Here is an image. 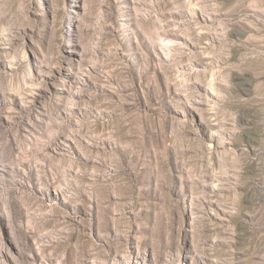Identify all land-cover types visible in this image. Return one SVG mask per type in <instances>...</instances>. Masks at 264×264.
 Listing matches in <instances>:
<instances>
[{
	"label": "rangeland",
	"instance_id": "rangeland-1",
	"mask_svg": "<svg viewBox=\"0 0 264 264\" xmlns=\"http://www.w3.org/2000/svg\"><path fill=\"white\" fill-rule=\"evenodd\" d=\"M0 264H264V0H0Z\"/></svg>",
	"mask_w": 264,
	"mask_h": 264
}]
</instances>
